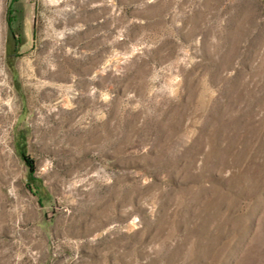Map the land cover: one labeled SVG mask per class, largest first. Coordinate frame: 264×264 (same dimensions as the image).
<instances>
[{"label": "rangeland", "instance_id": "374dc122", "mask_svg": "<svg viewBox=\"0 0 264 264\" xmlns=\"http://www.w3.org/2000/svg\"><path fill=\"white\" fill-rule=\"evenodd\" d=\"M0 264H264V0H0Z\"/></svg>", "mask_w": 264, "mask_h": 264}, {"label": "trees", "instance_id": "16d2710c", "mask_svg": "<svg viewBox=\"0 0 264 264\" xmlns=\"http://www.w3.org/2000/svg\"><path fill=\"white\" fill-rule=\"evenodd\" d=\"M11 11H10V9H9V13H10ZM9 16H10V14H9ZM9 19H10V17H9ZM23 142H24V137L22 136V139H21V145L23 144Z\"/></svg>", "mask_w": 264, "mask_h": 264}]
</instances>
